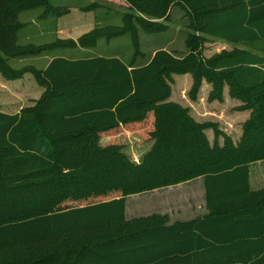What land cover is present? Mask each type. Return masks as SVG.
Listing matches in <instances>:
<instances>
[{"label":"trees","instance_id":"obj_1","mask_svg":"<svg viewBox=\"0 0 264 264\" xmlns=\"http://www.w3.org/2000/svg\"><path fill=\"white\" fill-rule=\"evenodd\" d=\"M122 25L96 26L77 40L21 44V12L66 15L55 0H0V75L30 73L43 88L18 113L0 111V264H264V188L253 190L250 164L264 160V0H126ZM80 11L101 5L74 3ZM172 8L186 16V51L156 49L136 61L137 33L169 30ZM131 33L128 63L118 56L52 57L43 69L12 60L52 50L93 49ZM209 39L249 48L209 57ZM141 55V52L139 53ZM190 75L195 102L239 101L249 112L235 142L216 122H198L170 101L173 75ZM148 127L138 163L102 136ZM211 130L210 143L205 131ZM221 138V143H219ZM201 177L207 214L168 225V216L126 219V198Z\"/></svg>","mask_w":264,"mask_h":264},{"label":"rangeland","instance_id":"obj_2","mask_svg":"<svg viewBox=\"0 0 264 264\" xmlns=\"http://www.w3.org/2000/svg\"><path fill=\"white\" fill-rule=\"evenodd\" d=\"M91 1L93 2L94 0H86V2L84 0H77L76 2L82 5H87ZM98 3L101 5V7L95 11H90V13L93 15L92 17H94L93 28L107 24L122 25L121 17L126 13H130L126 0H98ZM32 11L39 13L41 12V9ZM82 12L83 11L77 10L74 12H69L67 15L55 18V21L57 20V22L63 28V36L70 38L71 40H75V37L81 34L80 31L77 32L76 30V26L82 22L81 18L74 17V15L79 13L81 14ZM72 20L74 25L70 26ZM75 20H78V24H76ZM187 23L188 20L182 10L179 8H172L169 30L167 32L161 34H149L139 29L137 33L139 52L136 57V61L139 63L136 64H142L143 60H147L158 48L163 49L164 47L176 55L184 54L186 51L184 38L188 32L186 27ZM22 25V27H24L23 23ZM80 36H78L76 40ZM43 40V44H48L51 42V39L48 38ZM19 43L23 44L22 39L19 40ZM235 48L249 50V48L246 46L227 43L218 39H209L201 47L202 55L204 57H209L222 50L229 51ZM72 51L74 50H52L48 55H43L47 56V58H42V60H36L34 63H28V61L21 62L22 60H12L10 66H12L14 69H20L21 67L31 65L34 68L43 69V67L47 64L45 62H47L51 57L55 55H70V53L75 54ZM134 51L135 45L131 33H126L110 40L99 39L95 48L79 55L87 54L91 56H119L125 63H128L131 59V56L134 54ZM140 52L141 55L139 54ZM39 57L40 56H31L24 58V60H28L29 58L37 59ZM12 81H15V83L9 85H11V87L15 90L12 99L14 100L13 103L17 108L22 105H27L34 102V98H36L40 91L43 90V88L36 83L35 79L30 73L24 74L21 79ZM191 84L192 78L190 75H173L172 83L170 85L171 94L169 100L177 102L184 107H188L190 110V115L198 122H216L219 128L222 129L226 134L230 135L236 142L241 133L240 128L242 126V118H244L243 114H245L234 111V108L239 105V101L230 99L227 94V88H225L223 95L225 99L221 104L219 102H207L206 99L210 87L206 82H203L197 95V100L192 102L188 97V91L191 87ZM125 128L126 132L122 135L118 142L121 143L120 146H122V152L125 153L131 161L138 163L152 144L151 141L147 140L146 134H144L149 128L143 127L142 129L134 130L126 126ZM205 133L210 143H212V131L207 130ZM220 141L221 138H219V142ZM100 145H104L101 139ZM249 172L250 187L252 189L264 188V160L250 164ZM197 183L198 181L193 182L191 185H183L177 189L165 188L163 190H154L142 194L128 196L126 198V219L150 215L157 209V205L160 204H162V206L170 205V207H163L162 209L166 214L172 213L173 216L176 217L179 215L180 218L191 217L193 215L191 211L195 210L194 212L196 213L199 207L204 204L203 199L199 197L197 198ZM189 195L190 198L188 199Z\"/></svg>","mask_w":264,"mask_h":264},{"label":"crops","instance_id":"obj_3","mask_svg":"<svg viewBox=\"0 0 264 264\" xmlns=\"http://www.w3.org/2000/svg\"><path fill=\"white\" fill-rule=\"evenodd\" d=\"M55 1L60 2V3H73V4H71L72 6L70 7L69 12H74V11L79 10L78 8L74 7V5H75L74 3H77L76 2L77 0H55ZM84 1L86 2V0H84ZM69 12L67 14H69ZM41 13L42 12L38 13V12L32 11V10L19 13L18 20L24 24V27H22V29L20 30V32H21L20 36H21L23 44L40 45V44L44 43L43 39H45V38L51 39L50 41L54 40L55 38H57V39H70V38H67V37L62 35L63 28L60 26V24L57 22V20L55 21V18L48 17V18L44 19L41 16ZM92 16L93 15H92V13H90V11L89 12H82L81 14L79 13V14L74 15V17H80L81 21H82L81 24H78L77 23L78 20H75L76 24H78L76 26L77 32L80 31L81 34H84L93 28L94 17H92ZM73 25H74V22L72 20L70 23V26H73ZM81 34H79L78 36H80ZM77 37H75V40ZM163 49L168 50L164 47H163ZM72 50H74L72 52H74L75 54L70 53V55H65V56L55 55L53 57L57 56V57H64V58L74 60V59H79V58H84V57L86 58V57L91 56V55H87V54L79 55V54H82L83 52L88 51L87 49H72ZM69 52H71V51H69ZM96 56H104V55H96ZM42 58H47V56H40L37 59H33V58H29L28 60L22 59L21 62L28 61V63H34V61L42 60ZM51 59H52V57L50 59H48V61L45 63H49V61ZM40 63H41V61H40ZM13 83H15V81H7V80L3 79L2 77H0V111L7 113V114L18 113L23 107L31 106L34 103V102H32V103H29L27 105H22V106L17 108L13 103L14 100L12 99L15 90L11 87V85H9V84H13ZM42 92H43V90L40 91L39 95L36 98H34V101H36L40 97ZM224 99H225V97H224ZM240 113H245V114H243L244 118L241 117L243 119L242 120V124H243V122L248 118L249 112L244 111V112H240ZM125 132H126L125 126H121L118 134L109 135V136H102L101 141L104 144L103 146H106L109 144L120 145L121 143L118 141L120 140V138L122 137V135ZM219 143H221V141ZM197 181H198V183L196 184V186L198 187L197 198L199 197V198L203 199V201H204V187H203V180L201 177L193 179V180L188 181L186 183H182V184H178L176 186H170V187H166V188L177 189V188L182 187L183 185H191V184H193V182H197ZM249 183H250V176H249ZM163 189H165V188L156 189V190H163ZM253 190H257V189H253ZM189 198H190V195L188 196V199ZM163 207H170V205L169 206H162V204L157 205V209L154 212H152L151 214L167 215L168 216V225H171L175 222L190 221L196 217H202V216L207 214V210L205 207V201H204V204L199 207V209L196 213L194 212L195 210H192L191 212L193 213V215L191 217H187V218L186 217L180 218L179 215L175 217V216H173L172 213L166 214L162 210ZM126 212H127V210H126V206H125V216H126ZM144 216H148V215H144Z\"/></svg>","mask_w":264,"mask_h":264}]
</instances>
